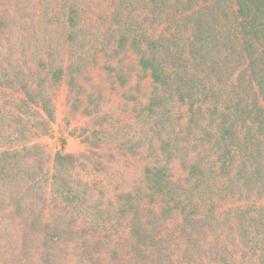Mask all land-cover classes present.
<instances>
[{
    "label": "rangeland",
    "instance_id": "374dc122",
    "mask_svg": "<svg viewBox=\"0 0 264 264\" xmlns=\"http://www.w3.org/2000/svg\"><path fill=\"white\" fill-rule=\"evenodd\" d=\"M71 5L75 6L73 26L65 13ZM8 7L16 14L0 21V153L17 150L25 141L37 142L44 153L42 168L51 166L58 151L76 156L72 174L90 187L82 196L85 222L107 223L98 233L102 244L93 250L95 255L106 252V264H174L172 260L184 253L188 227L181 209L164 207L165 218L153 215L161 204L147 197L151 185L142 181V175L154 167H162L173 180L171 190L183 189L176 193L178 200L194 224L198 219L203 224L196 228L200 234L193 232L190 244L189 253L197 262L189 264H242L247 255L236 248L244 234L242 225L253 214L252 224L264 227L259 226L264 219V0H0V11ZM125 37V46H120ZM147 38L171 43L175 47L170 51L181 54L170 85L159 93L168 105L155 113L148 109L153 84L137 51L145 47ZM42 52L49 54L45 60L50 70L62 64L67 69L57 81L48 72H36L40 98L48 99L52 113L51 122L43 124L38 134L33 126L40 125L43 111L32 104L19 107L21 93L10 88L6 74L19 84L23 70L42 68ZM180 56L186 60L180 63ZM68 80H74L76 95L70 93ZM184 101L191 103V113ZM221 122L235 123L241 137L238 151L231 147L236 159L232 166L256 155L261 163L254 161L252 176L245 181L223 179L216 188L208 158L215 156L221 132L226 133ZM230 134L231 130L223 134L228 144L239 143ZM195 162L206 165L199 172ZM33 170L39 171V165ZM2 171L0 264H31L27 258L39 255L43 261L50 257L47 252L55 253L51 264L103 263L99 258L89 262L83 249H44L46 242L37 240L46 231H39L38 223L35 228L29 223L38 232L34 248L27 246L20 254L23 239H13L17 228L21 222L27 228L30 214L40 219L42 204L38 197L33 201L32 192L19 182L21 166H11L7 175ZM126 192L138 196L150 226L142 245L125 224L123 211L116 209L117 194ZM187 195L198 203L189 204ZM90 202L93 208L88 207ZM208 210L211 214L205 213ZM214 230L225 235L226 248L219 255L211 244L205 246ZM7 254L21 261H7Z\"/></svg>",
    "mask_w": 264,
    "mask_h": 264
},
{
    "label": "trees",
    "instance_id": "16d2710c",
    "mask_svg": "<svg viewBox=\"0 0 264 264\" xmlns=\"http://www.w3.org/2000/svg\"><path fill=\"white\" fill-rule=\"evenodd\" d=\"M65 13L66 22L68 23V25H75V6H69L68 11ZM15 14V8L8 7L6 8V10H3V12L0 11V21L4 19L7 20L12 17L14 18ZM145 40V47H140L137 51L140 55L139 61L141 67L149 71V75L153 84V91H151L152 94L150 93L149 96L148 109L150 113H155V111H157L158 109L159 111L160 109L162 110V107L166 106V104L168 105V102L160 100L161 97L159 96V93L160 90L167 89V85H170L171 74H175L174 72L177 71L176 69L179 67L177 62L178 56L181 54L175 56V51H170L173 50V48L175 47L171 43L169 46V43L164 45L160 41L157 42L155 40H151L150 38H147ZM135 43L138 44V42ZM125 44L126 37L123 38V41L120 43V46H125ZM131 46L136 48V45L133 43L130 44V47ZM167 53L169 54L168 59L165 58ZM41 55L44 57L41 58L42 68H39L38 70L34 69L32 71L27 70L28 72L23 70V76L19 84H16L17 82H15L13 78L6 74V79L8 80L7 84L10 85V88L13 87L15 88V91H19L21 93V96L19 98L20 103L18 104L19 107H31L32 104L33 108L40 107V109L43 111V114H40V125L33 126V128L36 130V133L38 134H40V130H43V124L51 122L52 113L48 107V99L44 98V96L40 98V88L42 87L41 83L39 84L40 78L38 74H36V72H48L49 78L57 81L58 79L64 77L63 74L67 69H65V66H63L62 64L61 66L57 67L55 71L50 70V67L46 66L47 64L45 60V57H47V55L49 56L48 52H42ZM180 58L181 56L179 57L180 63L186 60L185 58L180 60ZM67 84L69 86L70 93L76 95V93L73 92L74 86L76 85L74 84V80H68ZM80 86L82 87L83 85L80 84ZM180 86L183 88L185 87L184 84H180ZM178 91L180 92L181 90ZM83 92L84 89L82 88L78 92V96H82ZM50 98L52 100L51 94ZM174 98L175 95H172L171 101ZM184 102H186V104L188 105L187 112L191 113V103L189 102L188 104L187 101ZM221 127H223V131L227 129V134L229 133V130H231L230 136L234 138V140H239V143H233L232 141V145L228 144L227 139L229 138L223 136V134H226L225 132H221V138L217 139L218 148H215L216 154L213 158H208V166L209 168L211 167L210 172L215 175L216 180L218 181V185L216 188H219L223 179H228L230 182L234 183L236 181L239 182V180L245 181L246 178H250L252 176L251 166L253 165L254 161L260 160V157L257 155L256 158L247 157L245 160L243 159L240 166L237 165L236 167H233L232 165L236 159L234 160L233 158V153L235 154V152L231 147L238 151L239 147L241 146V137L238 134V128L235 123L229 122L228 125H225L221 122ZM19 147L20 148L17 150L7 149L6 151L0 153V169L3 170V174L7 175V172L11 170V166L13 168L21 166V168H23V172H18L19 182H21L22 185H25L27 190H30L32 192L30 193L29 197H31L33 201L35 197H38V201L41 202L42 207L40 219L37 218L35 220L33 214H30L29 222H27L26 224L27 228L22 226V222L20 224V228H17L16 234L14 235L13 239L18 242L20 241V239L18 240V238L23 239L22 242H20L18 252L21 254V251H24V249L28 250V247L30 249L34 248V245L36 244L35 237L36 233L38 232H35L33 229H31V227H34L35 223H38L40 227L39 231H46L43 234V238L37 240V242H41L40 244H42V242H46V246L43 245L44 249L45 247L46 249L57 248L59 251H64V248H68L66 250H70L71 248V250H74L73 248L81 250L83 249L82 251L84 252L85 256L89 255V262H94L96 259L99 258L103 261L102 264H106L104 263L105 255L103 257V254H105L106 252L103 251V253L101 252V250H99L95 255L93 253V250L97 248L98 245L102 244L101 239H99L100 234L98 233L102 228L106 227L107 223L105 222L106 224L104 223L103 226H100V223L94 220L88 222V224L85 222L86 218L82 215V212L86 204L82 196L85 194L86 189L87 191H89L90 187H87V185L85 187L84 184L86 183L82 182L79 178L74 177L72 174V170L77 165L78 161V159H76V156L72 153L58 151L52 158L51 166L48 168H45V166H43L42 168V165L44 164V162H42V160H44V153L42 152L39 143L28 142L26 144L25 141ZM249 160L251 162H249ZM256 163L260 164L261 162L258 161ZM37 164L39 165V171L33 170L34 165ZM205 165L206 163L195 162L193 167H196L200 172L203 170ZM196 174L198 175V173ZM142 181H144L145 184L147 183L148 185H151V187H148L150 190L146 192L148 193L147 197H154L155 199L157 198L158 202H160L161 204V209L159 210L158 214L151 210L154 216L165 218L166 208H169L172 211L178 207L184 214V216L182 217L183 223H190L187 226V223L184 225V227H188L184 231L185 235L183 237L185 243V247L183 249L184 253L181 256L180 254H178L179 260H172V263L189 264V261L197 262L196 260H194V256L189 253L192 250L190 244L194 242V239L192 238L193 232L200 234L201 230H197L196 228H202L203 224L200 223V219L196 220L200 224H194V220H191L194 218L189 217L187 212H185L182 202L178 200V196L176 195V193L177 191L183 189L180 188L179 190H171L172 187L170 185L173 183V180H171L165 174L164 169L162 167L147 168L144 174L142 175ZM145 184L143 191H145ZM196 184L197 187L200 186V179L197 180ZM185 188H187V186H185ZM138 190V192H142L141 188H138ZM116 200L118 202V208L116 209L119 212L123 211V214H121V216L123 215V217L126 218L125 224L130 229L131 234L133 233V237H136V240H138L137 242L142 245L144 243V239L147 236L146 231L150 226L147 224V220L144 218L145 214L143 213V208H141L142 206L140 205V199H138V196H135V194L131 192H126L125 194L118 193ZM172 200L174 201V204H171L173 203ZM187 202L189 204L198 203V201L195 200L191 195H187ZM88 207L93 208L91 202L88 204ZM205 213L211 214L210 210ZM252 215L253 214H251L247 219L248 222H245V224L242 225L244 234L240 236V241L236 244V248L242 250V252L244 254L246 253L245 255H247L246 258H244L242 264H264V227L260 228L255 224H252ZM261 217L264 218V214L261 215ZM29 223L31 227L29 226ZM254 226H256L255 229ZM259 226H264V219L260 220ZM84 231H86V233H84ZM214 233L212 234L214 235ZM213 235L211 237V241H209L208 244H206L205 246H209L211 244L212 247L214 246V252L219 255L222 251H225L222 249L226 248V240L224 239L225 235L223 236L220 232L215 233L214 236ZM30 237H33V240H30ZM106 243L107 242H104L103 245H106ZM248 243H252V245ZM195 245L198 244L195 242ZM247 247L249 251L245 250V248ZM209 249L210 247H207V251ZM13 252L17 253L15 252V250H13ZM42 252L44 253V251ZM211 254L212 252L210 250L208 254L209 258L213 257V255ZM45 255H48L50 257L45 256V260L43 261H40V255L37 256V258H35L34 256V258L27 259L31 260V264H49V262L51 264V261H53L51 258L55 256V253L54 255H52V252H47ZM6 259L7 261L12 260L18 263L21 261V259H18V257L13 259L9 256V254H7ZM97 263L99 264V262Z\"/></svg>",
    "mask_w": 264,
    "mask_h": 264
}]
</instances>
